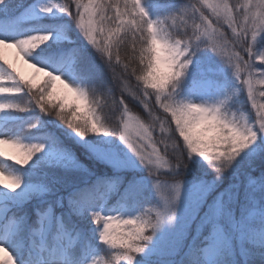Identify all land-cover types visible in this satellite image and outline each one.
<instances>
[{
  "label": "snow or ice",
  "instance_id": "obj_1",
  "mask_svg": "<svg viewBox=\"0 0 264 264\" xmlns=\"http://www.w3.org/2000/svg\"><path fill=\"white\" fill-rule=\"evenodd\" d=\"M55 16L61 19L45 22ZM64 17L72 28H62ZM69 32L83 43L76 44ZM128 42L130 54L122 59L119 49ZM7 48L37 74H45L40 93L34 94L35 85L9 62ZM86 49L94 50L98 61L86 55ZM213 57L229 71L221 74ZM161 64L166 71L160 72ZM58 80L85 102L87 119L64 112L61 104L52 121L56 127L90 149H107L110 141H119L127 152H117L118 162L147 169L159 198L146 209L151 201L142 199L141 185L129 193L127 207L109 212L85 206L105 246L103 264H155L151 256L145 255L143 262L138 257L150 246L156 257L165 254L167 235L154 241L165 223L198 218V231L211 225L215 235L223 214L235 226L230 213H221L218 200L201 215L205 195L214 185L203 186L193 199L185 173L189 165L204 162L219 178L230 169L239 170L254 153H264V91L259 90L264 87V0H17L15 5L0 0V145L10 146L20 157L8 163L0 150V177L8 181L0 179V264H20L9 241L24 237L29 227L20 214V201L48 149L71 158L40 119L52 115L43 93ZM221 80L227 87H220ZM100 89L120 113L115 126L96 114L103 107ZM244 93L254 116L235 107ZM153 98L159 109L170 113L174 129L171 124L165 128L155 115ZM128 99L147 112L148 122L129 109ZM28 112L37 116L24 122L21 114ZM157 127L160 139L154 136ZM227 195L234 199L231 190ZM80 198L78 193L70 196L72 201ZM113 224L120 225L119 234L113 233ZM250 239L264 244V231ZM100 257L94 256L90 264H100Z\"/></svg>",
  "mask_w": 264,
  "mask_h": 264
},
{
  "label": "trees",
  "instance_id": "obj_2",
  "mask_svg": "<svg viewBox=\"0 0 264 264\" xmlns=\"http://www.w3.org/2000/svg\"><path fill=\"white\" fill-rule=\"evenodd\" d=\"M25 2H30V0H25ZM161 2L168 3L169 0H161ZM184 2H187V0H177V3ZM10 3L15 5L17 0H10ZM72 11L75 12L74 4L72 5ZM50 19L61 18L59 16L48 17L45 18V22ZM61 26L65 30L73 27L66 17L62 19ZM67 34L72 36L76 44L83 43L74 32ZM64 43L67 42L64 41ZM6 51L5 49L7 55ZM85 51L86 55L98 61V57L94 56V50H92L93 52L91 49ZM130 51V42L122 45L119 49L122 59L126 58ZM209 55L212 54L209 53ZM215 58L213 57V59ZM7 59L17 69L16 64L10 57H7ZM166 70V66L161 64L160 72ZM117 71H119V68H117ZM23 76L35 85L32 89L34 94L40 93L47 79L44 73L36 78ZM221 82L224 87H227L223 80ZM135 83L133 78L131 84L134 86ZM259 90L264 91V87ZM43 94L45 96L43 103L46 108L50 109L52 115L51 117H40L42 127L47 128L59 137L64 146L70 151L71 158L68 155H61L60 151L54 147L48 149L42 166L37 167V172L29 183L27 195L20 201V214L29 227L25 236L19 239L29 241L33 237L30 230L38 227L40 218L52 214L54 229L49 237L50 241H53L56 227L62 223L70 232H81L76 245L68 251L71 258L76 262H80L87 257L92 259L101 253L100 264H103L106 253L101 252V250L105 246L99 241L98 234L95 231L96 225L91 223V216L86 211L85 206H91L102 211L127 207L129 193L136 191L137 187L142 185V199L151 201V203H146L144 207L146 209L154 207L157 201V197L154 195L155 191L150 184L142 180V177L149 176L148 171L147 169L138 170L135 168L119 171L114 166L104 162L89 147L65 136L62 129L56 127L52 122L55 119V111L60 110V105L63 104L64 112L71 114L75 111L78 119H87L85 102L78 99L76 94L59 80L55 82L54 86H49ZM97 95L101 99L103 107L96 114L108 125L115 126L120 113L113 111L111 102L105 96V89H100ZM117 95H119L118 92ZM128 106L134 114L139 115L145 122L150 120L147 112L131 99H128ZM151 106L155 115L164 121L165 128L169 124L173 129L175 128L170 113L165 114L163 110L159 109L154 103V98ZM235 107H242L254 116V111L251 109L250 104L246 102V93L240 95L239 103ZM36 116V112H28L21 114V119L27 122L35 119ZM154 136L157 139L162 138L159 127H157ZM175 136L178 137V133H175ZM100 139L108 140L109 138ZM178 143H183L182 138H179ZM116 144V140L110 141V147ZM169 144L168 151L171 153V142ZM0 150L9 158L8 163H13L12 157L20 158L16 150L8 145L0 146ZM196 159L202 161L200 157H196ZM194 177L209 178L205 181L208 185H214L211 187L210 201L212 198L220 197L221 213H230L236 223L234 226L228 221L227 216L221 214L218 221L220 230L215 235H213L211 225H204L198 231L197 224H192L178 255L174 261L167 264H193L194 257L196 258V264H264V244L253 243L250 239L253 233L264 231V186L262 184L264 182V153H254L253 159L246 162L243 168L233 173H224L219 178H217L215 171H209L203 162L195 167L189 165V170L185 173V179ZM0 179H3L5 183L8 182L4 177H0ZM161 179L171 181L166 176H162ZM211 179L213 181H210ZM112 181L115 182L116 187L113 191H109L108 184ZM227 190H231L234 199H229ZM101 192L104 195L101 196ZM73 193L80 194L81 198L72 201L70 196ZM254 208H260L261 210L253 214L251 210ZM205 209V206H203L201 214L206 211ZM208 237L212 238L211 242ZM150 249L151 246L145 250L144 256H151L155 264H165L162 260H166V258L163 255L156 257ZM144 256L143 254L140 255L141 262H143Z\"/></svg>",
  "mask_w": 264,
  "mask_h": 264
},
{
  "label": "rangeland",
  "instance_id": "obj_3",
  "mask_svg": "<svg viewBox=\"0 0 264 264\" xmlns=\"http://www.w3.org/2000/svg\"><path fill=\"white\" fill-rule=\"evenodd\" d=\"M6 50H7L6 56L10 57V59L16 64L18 72H20L25 76H29V77L32 76L33 78H36L38 75L42 74V73L37 74L34 68H32L29 64L25 63L19 56L16 55L14 49L7 48ZM214 62L221 70V74L223 72L226 73L228 71L227 67L219 60V58H215ZM219 85L221 88L224 87V84L221 81L219 82ZM0 146L4 147L6 145H0ZM92 150L104 162H106L111 166H114L115 169L119 171L123 169H134V168L138 170H145L143 166L128 167L118 162L119 157L117 156V152H119L120 155H123L124 152H127V149H125L124 145L121 144L119 141H117L116 145L108 147L107 149H103V150L92 149ZM204 164L209 171L213 170L210 167H208L206 163ZM243 166L241 168H243ZM236 171L238 170L230 169L226 173L229 174ZM206 179L209 178L194 177V178L185 179L186 184L191 186L190 195L193 199H195V197L199 195L203 186L208 185V183L205 181ZM142 180L150 184V186L152 187V182L149 176L142 177ZM210 181H213V179H211ZM262 184L264 186V182H262ZM108 186H109V191H113V189L116 187L114 181L110 182ZM152 189L154 190L153 187ZM210 192H211V188L207 191L205 195V205H204L206 208L205 210H207V205L211 204L213 201L218 200L221 205L220 197L212 198V200L210 201V194H211ZM154 195H156V193H154ZM158 200L159 198L157 197V201ZM116 209L118 208H113L109 210V212L115 211ZM260 210H261L260 208H254L253 210H251V213L254 214L256 213V211H260ZM39 222L40 223L37 228H32L30 230V232L34 234L35 237H32L30 239V242L28 241V245L30 246L28 250H27V245L25 244L26 242L23 239L9 241L11 246L14 248L17 257L20 258V264H89L90 263L91 260L86 258L83 259V261L76 262L74 261L73 258H71L68 252L76 245V241L79 239L81 232L80 233L77 232V234L76 233L72 234V232L68 231L65 228V226H63V224H59L58 228L54 232L55 234L53 236V241H49V236L51 234L50 232L53 229V224H54L53 215L50 214L46 218H41ZM198 223L199 220L198 218H196V219L188 220L186 224L183 221H181V222H177L175 225H168L167 223L162 225L161 229L157 233V238H154V241L159 243L160 241L158 238L167 235L166 251L165 254L163 255L166 258V260H162L163 263L167 264V263H171V261H174V259L178 255V252L181 250V247L184 245V240L186 239L189 233L191 225L192 224L198 225ZM150 250L153 252L152 247ZM208 253L211 254L210 251H208ZM142 254L144 256V253ZM3 255H4L3 253H0V256ZM138 259L142 260L140 257H138Z\"/></svg>",
  "mask_w": 264,
  "mask_h": 264
},
{
  "label": "clouds",
  "instance_id": "obj_4",
  "mask_svg": "<svg viewBox=\"0 0 264 264\" xmlns=\"http://www.w3.org/2000/svg\"><path fill=\"white\" fill-rule=\"evenodd\" d=\"M113 233L114 234H119L120 233V225L119 224H113Z\"/></svg>",
  "mask_w": 264,
  "mask_h": 264
}]
</instances>
